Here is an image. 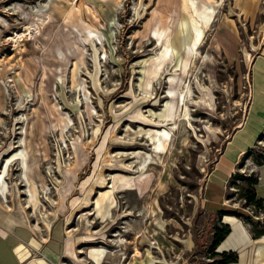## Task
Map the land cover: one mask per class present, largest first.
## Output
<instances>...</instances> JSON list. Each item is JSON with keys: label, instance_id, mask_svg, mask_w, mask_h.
<instances>
[{"label": "rangeland", "instance_id": "rangeland-1", "mask_svg": "<svg viewBox=\"0 0 264 264\" xmlns=\"http://www.w3.org/2000/svg\"><path fill=\"white\" fill-rule=\"evenodd\" d=\"M263 90L264 0H0V226L57 264H221V209L264 226V129L218 166Z\"/></svg>", "mask_w": 264, "mask_h": 264}, {"label": "crops", "instance_id": "crops-1", "mask_svg": "<svg viewBox=\"0 0 264 264\" xmlns=\"http://www.w3.org/2000/svg\"><path fill=\"white\" fill-rule=\"evenodd\" d=\"M262 129H264V90L254 98L250 113L244 120V126L240 127L224 150L218 163L219 168L227 174L231 173L234 166L246 156L248 146L253 144ZM261 142L264 144V140ZM253 170L257 175L255 185L257 195L264 198V162L255 164ZM216 186L213 189L216 201L210 200V202L215 208H220L224 204V198L223 196L220 198L221 193L215 190ZM223 216L222 221L229 223L232 231L219 243L217 250L238 252V260L229 264H264V234L255 237L246 221L237 215L223 213ZM29 237L30 231L24 227L12 229L0 226V264H57L50 254L45 252L41 255L33 254L32 249L27 245ZM66 251L70 255L67 248Z\"/></svg>", "mask_w": 264, "mask_h": 264}, {"label": "trees", "instance_id": "trees-1", "mask_svg": "<svg viewBox=\"0 0 264 264\" xmlns=\"http://www.w3.org/2000/svg\"><path fill=\"white\" fill-rule=\"evenodd\" d=\"M262 159L259 161V164L264 162V156L261 157ZM256 181L257 175L253 176L250 181V185L247 187L246 192L244 194V198L247 204H252L253 206L257 207L259 210L264 211V198L258 197L256 192ZM223 213L228 214H243L242 212L235 210L233 208H225L220 210ZM243 218L251 222L252 230L255 237H259L264 234V227H261V219L256 220L250 214H245ZM215 233H214V241H213V248L215 249L214 253L217 255V258L214 260L220 261L221 264H229L231 262H235L239 258V254L236 250H223L218 251L216 250L219 243L232 231L231 225L227 222H221L215 226Z\"/></svg>", "mask_w": 264, "mask_h": 264}, {"label": "bare ground", "instance_id": "bare-ground-1", "mask_svg": "<svg viewBox=\"0 0 264 264\" xmlns=\"http://www.w3.org/2000/svg\"><path fill=\"white\" fill-rule=\"evenodd\" d=\"M205 16L207 17L208 20H211L214 17V9L212 7H207L204 11ZM31 28V27H30ZM199 36H202V31L198 30ZM162 39V38H161ZM27 146L24 150H22L20 153L17 154V156L21 157V163L23 164L24 169L28 170V151H27ZM15 157H13L11 160H13ZM11 160H8L4 166L3 169V175L1 176V187H0V195H2L4 198H7V185L5 181L6 174L9 171V166ZM27 181L30 184V186L35 187L32 183L30 178L26 175ZM31 191V189H30ZM32 227V225H31ZM33 228V227H32ZM69 235L71 234V231L68 230Z\"/></svg>", "mask_w": 264, "mask_h": 264}]
</instances>
